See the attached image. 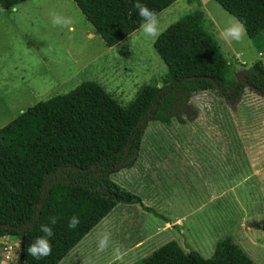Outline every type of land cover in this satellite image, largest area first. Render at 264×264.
Returning a JSON list of instances; mask_svg holds the SVG:
<instances>
[{
    "label": "rangeland",
    "instance_id": "rangeland-1",
    "mask_svg": "<svg viewBox=\"0 0 264 264\" xmlns=\"http://www.w3.org/2000/svg\"><path fill=\"white\" fill-rule=\"evenodd\" d=\"M201 2L204 28L233 65L234 78L239 79L257 61L264 64V45H254L245 31L240 41L233 40L225 29L238 20L215 0ZM197 8L188 0H178L159 13V35ZM50 11L71 17V31L68 26L51 25ZM157 37L146 38L138 30L109 48L73 0H28L8 11L0 7V129L29 107L69 93L86 81L99 83L121 105H129L139 88L163 82L167 68L154 49ZM140 160L151 162L145 165L150 185L162 187L161 199L152 198L156 201L153 205L142 200V204L155 211L157 207L166 220L140 204L120 203L59 264H128L139 258L141 255L135 253L116 259L119 248L140 234L135 212L127 219L118 217L136 205L137 213L157 218L155 224L169 221L167 215L172 213L188 216V222L193 220L187 233L181 234L179 228L170 231L151 245L163 242L146 256L176 241L187 252L193 249L211 258L218 241L228 237L256 264H264L263 97L248 89L235 102L213 93H192L170 124L149 125L137 162ZM131 169L114 174L113 181L120 183ZM133 171L143 173L138 167ZM129 191L142 199V194ZM148 195L151 198L152 193ZM113 216L116 221L126 220L125 226L119 222L115 231L109 222ZM151 227L144 224L143 230ZM111 229L114 236L108 233ZM124 229L128 232L125 238ZM102 233H108L109 242L98 251L97 240ZM169 235L171 238L164 240ZM22 245L21 238L0 236V264H22Z\"/></svg>",
    "mask_w": 264,
    "mask_h": 264
},
{
    "label": "trees",
    "instance_id": "trees-1",
    "mask_svg": "<svg viewBox=\"0 0 264 264\" xmlns=\"http://www.w3.org/2000/svg\"><path fill=\"white\" fill-rule=\"evenodd\" d=\"M27 1L0 0V7L8 11ZM176 1L142 0L156 15ZM188 1L198 8L154 42L167 68L162 89L159 84L144 85L123 106L99 83L86 81L69 93L29 107L0 129V236L23 240L22 264L61 263L120 203L140 204L166 220L112 179L136 165L149 125L170 124L192 93H213L235 102L248 89L264 98V64L257 61L245 69L238 83L233 65L204 28L201 0ZM215 1L243 23L254 45H264V0ZM73 2L109 48L139 30L134 0ZM73 215L79 223L69 229L67 222ZM49 217L56 218L51 251L36 260L26 253V246L41 235L39 226ZM133 264L256 263L226 237L218 241L211 258L169 241Z\"/></svg>",
    "mask_w": 264,
    "mask_h": 264
},
{
    "label": "crops",
    "instance_id": "crops-1",
    "mask_svg": "<svg viewBox=\"0 0 264 264\" xmlns=\"http://www.w3.org/2000/svg\"><path fill=\"white\" fill-rule=\"evenodd\" d=\"M14 9H16V7ZM150 156H157V155H150ZM148 163L150 164L151 162L150 161L148 162L145 160L144 161L140 160L139 162H137L136 167H138L141 171L143 170V173L139 172V171L134 172L133 169L134 168L136 169V167H134L133 169L127 171L126 174H124L123 180L120 183L118 182V184L123 186L124 188H127L128 190H133V191H136V192L142 194L143 195L142 200H144L145 203H147V200H148L149 202H151L150 205H153V203L156 201H153L151 199L152 198L157 199V197H159L161 199V197H162L161 193H160L161 190H159V189H162V187L159 185H156V184L152 185V186L150 185V181H149L150 178L148 179V176L150 175V173L148 171L149 168H148V166H145ZM148 192L152 193L151 198L149 197ZM136 206H129V208H126L125 210H123L124 213L122 211L118 215V217H120V219H122V218L127 219L131 214L130 212H135V214L137 215L135 217L139 218V221L137 224L139 227H141V230L139 232L140 234L135 236L136 239L134 241H130L125 246L123 245L118 250L120 256H122V257L124 255V256L130 258V257H133V255L135 253L141 255L139 258L132 260L128 264H133L135 261L144 258L147 254H149L151 251H153L156 246H158V245L160 246L161 244H163V242H161V243H155V245L153 247L151 246L152 244H154V242H158L160 238L166 237L167 233H169L170 231H174L176 228H179L181 234L184 235L185 233H187L188 228L190 226H193V220H190V222H188V220H189L188 216H184V217L172 216L173 213L167 215L170 218V219L168 218L169 221L163 220L161 222L162 223L161 225L155 224L153 221H158V220H156L157 218L150 216L148 213H145V212H143L144 214L137 213L139 211L138 210L139 206H137L138 208H136ZM161 206H163V205H161ZM155 209H156V211L160 212V214L166 216L163 212H161L160 210H157L158 209L157 207H155ZM114 210H116V209H114ZM115 216H116V214H115ZM115 216H113V218H111L113 220L110 219L111 221H109V222H111V225H114V230L116 231V227L118 226L117 223L121 222L125 226L126 220L125 221L124 220L116 221ZM144 224H146L147 226L151 225L153 227H151L148 230H146V229L143 230ZM114 230L111 229L110 231H108L109 235L114 236L115 235ZM134 233L136 234L137 232H134ZM127 234H128L127 230L124 229L123 237L124 238L127 237ZM131 234L132 233H129V235H131ZM170 238H171V236L169 235V238H166L164 240H169ZM125 253H127V255H125ZM122 257H121V259H122ZM126 257H124V258H126Z\"/></svg>",
    "mask_w": 264,
    "mask_h": 264
},
{
    "label": "clouds",
    "instance_id": "clouds-1",
    "mask_svg": "<svg viewBox=\"0 0 264 264\" xmlns=\"http://www.w3.org/2000/svg\"><path fill=\"white\" fill-rule=\"evenodd\" d=\"M133 8L136 14L140 17L141 23L139 24V31L146 38L155 39L159 35L158 18L157 15L150 10L142 0H134ZM50 23L53 26H68L71 31L72 19L66 17L58 12H49ZM226 34L235 41H240L244 34V26L240 21H236L225 29ZM79 223L77 216L73 215L68 219L67 227L73 229ZM56 224L55 217H49L47 223H41L39 232L41 235L35 236L30 244L26 246V253L31 255L34 259L47 256L51 251L50 238L53 236L52 225ZM109 242L108 233H102L97 240V250L103 251ZM120 258L119 252L116 253V259Z\"/></svg>",
    "mask_w": 264,
    "mask_h": 264
},
{
    "label": "water",
    "instance_id": "water-1",
    "mask_svg": "<svg viewBox=\"0 0 264 264\" xmlns=\"http://www.w3.org/2000/svg\"><path fill=\"white\" fill-rule=\"evenodd\" d=\"M241 75H242V74H241ZM240 77H241V76H240ZM238 83H240V78H239V80H238ZM158 87H159L160 89H162V88L164 87L163 83H159ZM235 89H236V87L233 89V91H232L230 94H232V93L235 91Z\"/></svg>",
    "mask_w": 264,
    "mask_h": 264
}]
</instances>
